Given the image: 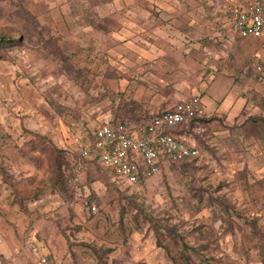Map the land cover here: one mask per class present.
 <instances>
[{"label":"rangeland","instance_id":"rangeland-1","mask_svg":"<svg viewBox=\"0 0 264 264\" xmlns=\"http://www.w3.org/2000/svg\"><path fill=\"white\" fill-rule=\"evenodd\" d=\"M49 1L0 0V35L20 41L0 50V225L28 227L27 261L22 262L264 264V175L251 170L241 174L243 166L235 163L236 152L255 145L217 137L220 124L212 117L183 131L187 142L199 148L200 158L187 169L168 166L144 187L118 182L97 163H88L79 185H74L77 198L69 202L47 182L46 171L77 160V150L87 140L84 122L92 130L97 122L113 117L121 75L113 73L115 78L88 88L64 80L41 45L48 35L41 28V4ZM222 26L232 41L226 22ZM93 74L100 81L101 73L92 72L89 78ZM199 75L191 73L184 95H199L206 113L216 109L215 100L221 102L220 109L234 102L233 115L239 101L231 91L232 81L217 76L201 92L193 88ZM61 120L73 140L64 147L59 143ZM41 130L50 137L49 153L33 152L26 145ZM18 149L41 160V167ZM33 188L41 189L40 197L19 202ZM85 203L95 205L96 213H88Z\"/></svg>","mask_w":264,"mask_h":264},{"label":"crops","instance_id":"crops-1","mask_svg":"<svg viewBox=\"0 0 264 264\" xmlns=\"http://www.w3.org/2000/svg\"><path fill=\"white\" fill-rule=\"evenodd\" d=\"M55 1L41 4V24L48 35L59 38L62 52L73 57V62L86 71L84 88L97 82L103 84L104 80L115 78L113 73H121L117 77L119 93L124 97L131 95L143 106L145 113L155 114L188 98L184 94L191 73L200 74L197 82V77L192 80L195 81L193 88L201 92H206L217 76L229 78L235 101H239L233 115L229 116L234 102L220 109L221 102L215 100L214 111H201L203 117L201 114L197 117L214 118L213 123L220 124L217 137L229 136L231 141L239 140L244 146L255 145L236 152L235 163L247 165L251 171L264 175V126L249 120L261 113L249 91L253 89L264 96V75L255 83L241 75V85L234 77V73H246L248 64L253 65L255 61L264 64V44L260 40L238 41L234 34L231 41L222 32V23L226 22L224 7L242 8L250 0ZM213 4L211 10L207 9ZM112 60L117 62L110 67ZM56 66L66 76L64 80L80 87ZM92 72L101 73L100 81L95 80L94 74L89 78ZM208 73L214 76L206 83L204 78ZM191 95L197 94L192 92ZM62 121H59V143L64 147L67 143L64 138L69 134ZM256 131L260 134L258 137ZM39 135L50 138L44 130ZM183 138L187 141L185 136ZM35 190L26 194H33ZM40 195L41 190L36 199ZM19 225L17 230L7 224L0 225V264H14L12 260L25 264L27 261L24 252L29 230L23 223Z\"/></svg>","mask_w":264,"mask_h":264},{"label":"built area","instance_id":"built-area-1","mask_svg":"<svg viewBox=\"0 0 264 264\" xmlns=\"http://www.w3.org/2000/svg\"><path fill=\"white\" fill-rule=\"evenodd\" d=\"M224 12L232 34L264 43V0H250L242 8L226 5ZM254 68L258 73L264 72V64L260 61H255ZM201 110L200 96L194 95L182 99L170 111L147 123L116 121L111 117L100 121L92 128V144L86 140L79 146L74 182L79 181L92 160L111 170L118 182L134 185L140 176L157 173L162 161L177 164L199 157L198 147L175 137L171 131L199 116ZM85 210L94 214L97 208L85 203Z\"/></svg>","mask_w":264,"mask_h":264},{"label":"trees","instance_id":"trees-1","mask_svg":"<svg viewBox=\"0 0 264 264\" xmlns=\"http://www.w3.org/2000/svg\"><path fill=\"white\" fill-rule=\"evenodd\" d=\"M213 6H214V4L211 5L210 7H208L207 9L211 10L213 8ZM44 27L45 26L43 24H41V28L44 29ZM45 34H47V33H45ZM235 37L238 41L244 40L243 38H240L236 35H235ZM249 40H256V39L249 38ZM19 42L20 41L13 40L11 37H9L5 34H2V35H0V50L4 49L6 47L12 46V45H17ZM41 45H42V49H44L45 52H47V56H49L53 62H56V64L62 69V71L68 77H71L72 79H74L80 87H82V88L85 87L86 71L84 69L79 68L77 66V64H75L73 62V57H71L70 55H65L62 52V50L60 49V46H59V38L58 37H55L53 35H47L45 38H41ZM1 59H2V56L0 55V60ZM208 75H210L211 77ZM208 75H207L208 78H207V76H206V78H204L205 79L204 81H206V83H209V81L214 76L211 73H208ZM241 75L246 76L250 81L255 83V82H258L259 80L262 79L264 72L258 73L255 70L254 63H253V65L248 64L246 73H244V74L234 73L235 80L239 84H240ZM249 93H251V97H252L254 104L261 110L260 114L251 116L249 118V120L252 124L261 123L264 126V96L255 93L253 91V89L251 91H249ZM118 100L119 101L117 102V107L115 108V110H113V118L116 121H132V122L138 123V124L139 123H147V122L152 121L154 118L161 116L163 113L170 111V109H171V108L164 109V110L159 111L155 114H147L143 111L144 110L143 106L139 102L135 101L131 96L124 97V94L122 93L119 95ZM88 116L90 118H92V117H94V114H90ZM200 121H202L201 117H194L187 124L182 125L178 129L172 130L171 133L175 137L185 140L183 138L184 137L183 135H186L185 133L187 132V130H190L194 125H196ZM99 122H97V123H99ZM83 126L85 128V133L87 135L88 144H92V142H93L92 130L88 127L87 122H84ZM67 133L69 134V131H67ZM66 138L68 139V141H67L68 143H66L67 146L69 145V143H73V140L70 139V135H69V137H66ZM26 143H27L26 145H28V147L33 152L37 151L40 153L41 152L49 153V151H50V149H48V146H50V145H48L49 143H48L47 137L35 134L34 138H30L28 141H26ZM200 144L203 145L205 143H203L201 141ZM55 148H57V147L55 146ZM90 148L92 149V146H90ZM57 149H61V147L60 148L58 147ZM77 151H78V158H79V154H80L79 148ZM200 154H201V152H200ZM21 155H23V157L25 156L27 159H29L32 163L35 164V166L41 167V160L33 159V158H31L32 157L31 155L26 156L25 153H23V152H21ZM78 158H77V160H78ZM199 158H200V156L196 157V158L185 159V160H182L181 162H179L177 164L171 163L169 161H162L159 165L157 173L150 175V176H146V175L140 176L138 181L136 182V184L127 185V186L144 187L148 180H150L154 176L159 175L160 173H163V171L166 170L168 166L181 164L182 167L185 166L184 169H187L189 167L186 168V166H189L190 164H192V162H196V160H198ZM75 162L73 161L72 163H69V165H67V166H61L60 165L57 168L53 167V170L51 172L46 171L47 182L50 185H52V188H54V190H56L61 195V197L64 199V201H66V202L71 201L74 197L77 198L76 197V190L74 189V185H79L80 179L77 183L74 182ZM89 163H97V161L92 160ZM98 165H100V164H98ZM105 169L108 170L111 174H113V176H115L111 170H109L107 168H105ZM249 170L250 169L247 165H243V168L241 169L240 172H241V174H242V172H245L248 174V173H250ZM49 173L51 174V176L49 175ZM83 174H85V172H83L82 175ZM40 190L41 189L36 188V190L33 192V194L32 193L26 194L23 197H19L18 199H19V201L23 200L24 198L26 200L31 199V198L36 199L37 192H39ZM261 238L264 239L262 236H261ZM260 254H261V257L264 259V244L262 245V250H261Z\"/></svg>","mask_w":264,"mask_h":264}]
</instances>
